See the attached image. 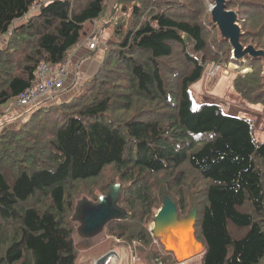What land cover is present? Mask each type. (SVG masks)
Listing matches in <instances>:
<instances>
[{
    "label": "trees",
    "instance_id": "1",
    "mask_svg": "<svg viewBox=\"0 0 264 264\" xmlns=\"http://www.w3.org/2000/svg\"><path fill=\"white\" fill-rule=\"evenodd\" d=\"M201 1L115 0L106 23L114 40L95 74L72 98L34 105L27 121L0 132V264H91L80 259L73 214L79 199L96 201L111 183L122 185L119 205L129 212L112 222L118 235L130 237L167 192L180 211L187 197L197 207L200 264H264V126L218 103L194 106L191 96L200 81L206 93L219 88L204 86L219 66L214 77H230L243 102L261 103L264 120V57H232L212 20L214 1ZM109 3L0 0V37L8 36L0 117L37 83L42 64L49 72L69 61ZM226 7L239 14L240 42L264 51V0ZM232 61L252 70H229Z\"/></svg>",
    "mask_w": 264,
    "mask_h": 264
},
{
    "label": "rangeland",
    "instance_id": "2",
    "mask_svg": "<svg viewBox=\"0 0 264 264\" xmlns=\"http://www.w3.org/2000/svg\"><path fill=\"white\" fill-rule=\"evenodd\" d=\"M114 1L115 0H110V3L108 5L107 8V18L102 19L101 21L98 22V26H97V30L94 33V36H100L102 37V39H104L105 41H112L114 40L113 37H111V32H112V24L109 26L106 23L108 22V20H112L114 18ZM189 5H194V7L196 6H200L201 8L203 6H201V0H185ZM209 0H206V2ZM209 4V2H208ZM209 7V6H208ZM206 7L205 11L208 12L210 10V7L208 8ZM32 13L36 12V11H31ZM238 13V12H237ZM239 15V14H238ZM239 21H240V17H239ZM7 35H3L0 37V46H6V42H7ZM83 42H85V40H83ZM82 42V43H83ZM92 48V46L90 45V42H85L83 45H85L86 47ZM82 45V46H83ZM233 53V51H232ZM233 55V54H232ZM233 57V56H232ZM235 65V66H234ZM234 72H240L242 74L250 72L252 69L251 68H244V69H240V66L237 68L236 64H231V69L229 68V70H233ZM52 71L49 72H45L43 76H41V78L39 79V81H41V83H45L47 81V79H53L55 75V71L53 69H51ZM67 70V69H66ZM215 70V69H214ZM213 70V71H214ZM66 74V72H65ZM64 74H61V77L64 79ZM209 79H211V86L214 87L215 82L217 80L219 88H215L213 92L211 93H206L203 89V81L198 82L197 84L193 85L191 87V96L193 99V104L194 106H197L201 103H218L223 111L225 113L228 114H232V115H238V116H246V117H250L253 118L257 124L259 128H262L264 126V120L261 117V113H262V106L261 103H248V102H243L241 99V96L239 95V93L235 90L232 82H231V78L230 77H226L224 75H222V73L219 74V76L217 78H212L209 77ZM66 81V80H65ZM38 82V81H37ZM80 90V89H79ZM79 90L76 92L78 93ZM75 93V94H76ZM75 94H72L70 98H72ZM68 98V99H70ZM64 98L59 96L58 98H56L55 100L51 101V103H62ZM67 99V100H68ZM15 106L19 105L17 103H13ZM11 104H7V107H10ZM24 107H30V110H27V108H25L22 112L24 113L23 117L21 119H15V126H13V123L10 124V127H6V125L3 126L2 129H0V131H5L9 128H14L16 127V125H19L20 123L27 121L30 118V114H31V109L33 107L32 104H27V105H23ZM1 118V117H0ZM7 118H1L0 119V123L1 122H5ZM259 136L261 137V139H264V133H262V131H259ZM167 189V186L164 185L162 187L161 192L165 193ZM157 191V189H156ZM161 194V193H160ZM160 194L157 193L155 195V201H158L160 198ZM166 194H168L166 192ZM172 199L175 200L176 202L179 201V197L178 196H172ZM187 202H188V207L185 211L181 210L180 214L182 216H187L186 214L189 213L192 210V205H190L189 203L191 202L188 197H187ZM179 202H177L178 204ZM160 205H161V200H160ZM157 210L155 211L156 214ZM184 212V213H183ZM153 218L154 215H149L147 214L145 217L141 218L140 220V224L134 228L130 234V237H125L123 235H118L117 234V230H116V226L114 223H111L108 228H113L114 226V234L111 235L109 232V229L106 230V233H100L98 235H96L95 237H92L90 239H86L84 236H82L78 231L76 232L75 238H76V243L77 246L80 249V259L82 258H87V259H91L94 260L100 256H102L103 254L107 253L108 251L112 250V249H118L119 251L122 252L123 258L125 263L127 264V257L129 258V256L131 255V252L129 250V247H133L135 248V246H137V248H135L138 252V254L143 257V261L138 260L137 263L138 264H144L146 261L145 260H150L153 254V247L155 246L156 248L159 249H163L165 252L166 250L160 245L157 244L154 240V238H152L151 241L147 240L144 236V233L141 234V230L145 229L151 233V228L153 226ZM78 228V227H77ZM193 230L195 231V229L193 228ZM194 238L196 241H198L195 237L194 234ZM120 241H118V240ZM164 245L166 248L172 250L175 253V251L172 248H169L170 246H168L165 239H163ZM199 242V241H198ZM192 248V247H190ZM194 248L196 249V247L194 246ZM177 252V251H176ZM201 250L199 252H197L194 256L192 255V257H189L187 259H184L185 261H183L184 263H181L180 259H178L177 257H174L177 261V264H200L198 258H195L196 255L201 254L200 253ZM170 257V256H168ZM132 260H130L129 264H132ZM152 262H154L152 259L150 260V264H152Z\"/></svg>",
    "mask_w": 264,
    "mask_h": 264
},
{
    "label": "water",
    "instance_id": "3",
    "mask_svg": "<svg viewBox=\"0 0 264 264\" xmlns=\"http://www.w3.org/2000/svg\"><path fill=\"white\" fill-rule=\"evenodd\" d=\"M214 2L215 6L211 10L212 20L218 25L222 37L230 41L234 56L238 59L247 54L264 57L263 50L256 49L252 44L245 47L240 42L242 30L237 11L228 9L226 0H214ZM122 191L123 187L120 183H111L107 192L98 200L93 201L86 196L79 199L73 214V220L78 223L77 231L84 237H93L102 232L104 227L112 221L128 218L129 212L119 205ZM196 220L197 207H194L188 216L183 217L180 215L177 202L169 194H164L162 205L154 218L152 233L155 238L163 242L166 231L189 223L194 228ZM202 251L203 249L200 253Z\"/></svg>",
    "mask_w": 264,
    "mask_h": 264
},
{
    "label": "crops",
    "instance_id": "4",
    "mask_svg": "<svg viewBox=\"0 0 264 264\" xmlns=\"http://www.w3.org/2000/svg\"><path fill=\"white\" fill-rule=\"evenodd\" d=\"M111 37H113L112 32ZM97 38H99L100 41L97 48L95 49H91L89 47V44L88 47L83 45L86 41L80 43L74 49L70 57L66 74L64 76V79L66 80H64V88L53 95L43 97L36 104H32L33 106L38 105L43 101L51 103V101L55 100L59 96L63 97V100H67L71 97L72 94H75L89 78H91L95 74L104 58L106 44L109 42V39L105 41L100 36H97ZM54 71L56 72L55 74L58 73V69H54ZM25 108H27V110H30V107H24L23 105L15 106L14 104H11V106L6 109L4 115L1 116V118L3 117L7 119L4 123H0V129H2L4 125H6L7 128L10 127L11 123H13V126H15V119H21L23 117L24 113L22 111Z\"/></svg>",
    "mask_w": 264,
    "mask_h": 264
},
{
    "label": "built area",
    "instance_id": "5",
    "mask_svg": "<svg viewBox=\"0 0 264 264\" xmlns=\"http://www.w3.org/2000/svg\"><path fill=\"white\" fill-rule=\"evenodd\" d=\"M92 47L95 46V43L91 44ZM219 66L216 67L215 71L213 73H216L217 69ZM47 69V64H42L37 72L38 77L41 78V76L44 75L45 70ZM60 74L54 76L53 79H47L45 83H41V81L38 80L37 83H35L31 88L27 89L24 93H22L18 100L21 103H31L37 100L39 96H42L43 94L47 92H55L58 89H61L63 87V79L61 78V74L65 72V65H62L61 68L59 69ZM209 88H213L211 86V81L208 82ZM158 207V205H157ZM159 208V207H158ZM157 208V209H158ZM154 219V218H153ZM143 234V233H141ZM145 238L148 240V233H144ZM157 244L158 241L155 240ZM156 246V245H155ZM155 246L153 247V254L152 257L156 258H162L164 261L171 259V257H168V255L159 248L155 249ZM137 248V246H135ZM135 248L129 247V250L131 252V257H127L128 260H132L133 262L136 261L138 257V252L135 254ZM151 257V259H152ZM150 259V260H151ZM150 260H146V264L150 262ZM92 264H126L122 255V252L119 251L118 249H113L102 255L101 257L95 259ZM135 264V263H134Z\"/></svg>",
    "mask_w": 264,
    "mask_h": 264
},
{
    "label": "bare ground",
    "instance_id": "6",
    "mask_svg": "<svg viewBox=\"0 0 264 264\" xmlns=\"http://www.w3.org/2000/svg\"><path fill=\"white\" fill-rule=\"evenodd\" d=\"M164 239L167 242L165 244L175 251L176 257L180 260L187 259L203 249L201 243L194 238V230L191 223L183 227H177L173 230L166 231ZM138 260H140L139 257H137L136 261Z\"/></svg>",
    "mask_w": 264,
    "mask_h": 264
},
{
    "label": "clouds",
    "instance_id": "7",
    "mask_svg": "<svg viewBox=\"0 0 264 264\" xmlns=\"http://www.w3.org/2000/svg\"><path fill=\"white\" fill-rule=\"evenodd\" d=\"M153 258H156V257L153 256V257H152V260H153ZM156 259H157V260H162V261H164L162 258H159V259L156 258ZM149 263H150V262H149Z\"/></svg>",
    "mask_w": 264,
    "mask_h": 264
}]
</instances>
